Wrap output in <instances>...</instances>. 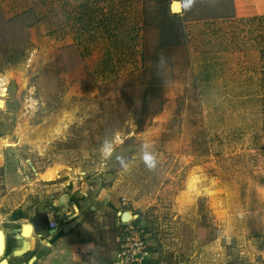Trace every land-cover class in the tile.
I'll return each mask as SVG.
<instances>
[{
    "label": "rangeland",
    "instance_id": "374dc122",
    "mask_svg": "<svg viewBox=\"0 0 264 264\" xmlns=\"http://www.w3.org/2000/svg\"><path fill=\"white\" fill-rule=\"evenodd\" d=\"M239 1L0 0L24 183L86 181L139 264H264V11Z\"/></svg>",
    "mask_w": 264,
    "mask_h": 264
},
{
    "label": "crops",
    "instance_id": "0c3cea01",
    "mask_svg": "<svg viewBox=\"0 0 264 264\" xmlns=\"http://www.w3.org/2000/svg\"><path fill=\"white\" fill-rule=\"evenodd\" d=\"M247 1L258 12L264 11V0L260 4L245 0L244 4ZM4 137L0 136V262L29 264L34 259L31 264H120L114 259L118 249L115 252L106 245L108 213L96 210V203L106 209L108 201L90 196V190L80 191L88 186L86 181H71L59 195L52 188L29 187L16 151L1 143ZM25 227H29L27 236L23 235Z\"/></svg>",
    "mask_w": 264,
    "mask_h": 264
},
{
    "label": "built area",
    "instance_id": "2783aa9c",
    "mask_svg": "<svg viewBox=\"0 0 264 264\" xmlns=\"http://www.w3.org/2000/svg\"><path fill=\"white\" fill-rule=\"evenodd\" d=\"M134 246L136 247L135 252L129 250L128 244H123L119 247L117 260L120 264H139L142 262L141 245L138 244V246H136V244H134Z\"/></svg>",
    "mask_w": 264,
    "mask_h": 264
},
{
    "label": "water",
    "instance_id": "95a60500",
    "mask_svg": "<svg viewBox=\"0 0 264 264\" xmlns=\"http://www.w3.org/2000/svg\"><path fill=\"white\" fill-rule=\"evenodd\" d=\"M177 4V2L176 1H174V2H172V4H171V10H173V6L174 5H176ZM180 10H181V4H180ZM173 12V11H172ZM130 219V215L128 214V213H122L121 214V221L122 222H127L128 220ZM29 234V227H25L24 228V230H23V235L24 236H27ZM2 249H3V242H2V238H1V236H0V251L2 252ZM0 252V253H1ZM33 260L34 259H31V261L29 262V264H31L32 262H33ZM5 262H0V264H4Z\"/></svg>",
    "mask_w": 264,
    "mask_h": 264
},
{
    "label": "bare ground",
    "instance_id": "6f19581e",
    "mask_svg": "<svg viewBox=\"0 0 264 264\" xmlns=\"http://www.w3.org/2000/svg\"><path fill=\"white\" fill-rule=\"evenodd\" d=\"M178 9L180 10V5H179V4H176V5L173 6V11H174V12L179 11ZM2 78H3V77H2ZM2 78L0 79V91L2 90L3 85L6 84V83H5V80L2 79ZM3 101H4V100H2V98H0V108H3V105H4ZM195 186H196V181H195V180H191L190 183H189V188H190V189H193V188H195ZM0 252H1V251H0Z\"/></svg>",
    "mask_w": 264,
    "mask_h": 264
},
{
    "label": "trees",
    "instance_id": "16d2710c",
    "mask_svg": "<svg viewBox=\"0 0 264 264\" xmlns=\"http://www.w3.org/2000/svg\"><path fill=\"white\" fill-rule=\"evenodd\" d=\"M169 11V10H168ZM173 17H175L173 14H172Z\"/></svg>",
    "mask_w": 264,
    "mask_h": 264
}]
</instances>
